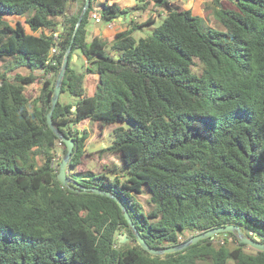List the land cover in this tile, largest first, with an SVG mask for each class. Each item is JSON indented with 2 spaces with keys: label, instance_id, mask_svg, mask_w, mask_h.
I'll return each instance as SVG.
<instances>
[{
  "label": "trees",
  "instance_id": "16d2710c",
  "mask_svg": "<svg viewBox=\"0 0 264 264\" xmlns=\"http://www.w3.org/2000/svg\"><path fill=\"white\" fill-rule=\"evenodd\" d=\"M72 2L0 0V264H264V250L247 252L234 232L176 253L143 250L113 199L60 183L61 159L51 167L59 139L46 121L71 45L61 93L75 102L58 99L52 114L54 126L75 142L68 168L82 164L88 134L74 127L85 120L98 133L119 124L99 156H119L121 166L77 177L68 171L69 177L116 195L154 249L227 225L264 244V0H204L223 31L172 0L127 8L90 0L76 28L84 0L75 12ZM151 3L164 19L138 40L132 32L150 18L118 32L110 44L117 57L104 39L87 41L95 7L109 23ZM60 27L52 66L50 32ZM76 52L92 67L78 72L71 65ZM87 72L97 75L90 96ZM33 83L40 91L30 103L25 90ZM138 195H148L149 210ZM121 232L129 242L118 243ZM228 236L237 244L229 247Z\"/></svg>",
  "mask_w": 264,
  "mask_h": 264
},
{
  "label": "rangeland",
  "instance_id": "374dc122",
  "mask_svg": "<svg viewBox=\"0 0 264 264\" xmlns=\"http://www.w3.org/2000/svg\"><path fill=\"white\" fill-rule=\"evenodd\" d=\"M128 1L130 2L131 0H128ZM203 1L204 0H176L174 3L177 4L178 7H181L183 9H190L193 12V14L200 15L202 17V22L206 27H211L215 30L223 31L224 30L223 27L213 17L212 11L207 10L204 7ZM149 8H152V9H147V10L141 9V11L139 10L136 11L137 12L135 14L136 16L138 15L139 12H141V16H144V17H148L152 15L153 20L135 28V30L132 32V36L134 37L135 40L151 35L153 30L157 28L162 22V20L164 19L165 12L162 9H161L162 11H159L160 9L156 10V8H154L153 5ZM8 20L10 21L9 22L10 26H13L14 24L13 20L15 19H8ZM90 27H92L91 23H89V25L87 26L88 31ZM107 43L109 42L107 41ZM105 48L108 54H110L113 57H117L118 53L115 50L110 48V44L106 45ZM76 54L78 55V59L73 58L71 65L78 72H85V68H83V64H82L83 60H81V55L79 54V52H76ZM18 71H20L23 74L26 73V69L24 68H19ZM40 84L41 83H33L26 87L25 93L27 97L30 99V103H33V101L38 97L39 91H40V88H39ZM59 101L60 103H63V102L74 103L75 98L72 97L67 92H63V93H60L59 95ZM117 125L119 124L107 125L104 128V130H102V133L101 132L98 133L97 124L89 120L82 121L79 125H77L75 127V130H78L80 132L83 130L87 131L88 138L85 141V151H84L82 164L78 166L77 168L68 170L70 171L69 173L74 175V177H77L76 172L81 173V174L87 171H90L93 173H104V172H108V168H111L113 166H116V167L121 166V160L119 156L109 155L107 153H104L102 156H99V151L103 148H106L109 144L112 143L113 136L111 135V130ZM61 158H62V155L60 159ZM137 199L140 201L145 211L149 210L150 206L147 204L148 195H142V196L138 195ZM120 234H124L126 238L120 239V236H119ZM120 234H118L117 236L119 244L129 242V239L127 238L126 233L121 232ZM187 235L189 237L190 233L186 234V236ZM227 240H228L229 247L236 245V243L233 240V237L230 238V236H228ZM245 250L247 252H251L253 248L250 246H245ZM198 264H211V263L209 261H200L198 262Z\"/></svg>",
  "mask_w": 264,
  "mask_h": 264
},
{
  "label": "water",
  "instance_id": "95a60500",
  "mask_svg": "<svg viewBox=\"0 0 264 264\" xmlns=\"http://www.w3.org/2000/svg\"><path fill=\"white\" fill-rule=\"evenodd\" d=\"M89 3H90V0H84V5L82 8V12L78 18L76 28L78 27L79 23L81 22L83 14L86 12L87 8L89 7ZM90 23H94V20L92 18L90 19ZM70 50H71V45L67 48V50L64 54L59 72L56 76L55 85H54V89H53V95L51 98V109L49 110V112L46 115V121H47L48 127L56 134L58 139L66 147V153L61 158V161L58 164L57 178L60 181V183L62 185H65V186L72 184L73 190L77 191V192L78 191L93 192L94 194L102 195V196L109 197V198L113 199L118 204V206L120 207V209L123 213V216H124L125 220L127 221L128 226L133 231L135 242L143 250L147 251L148 253H150L153 256H159V255H163V254H167V253H176V252H179V251L186 249L190 245L196 244L200 240L207 239V238H213L214 236H217L220 233H225V232H234V233H236L240 243H242L246 246H250L255 250L263 251L264 250V244L247 238L243 234V232L241 231V229L238 225H227V226H223V227L213 228V229L207 230V231L202 232V233H196L193 236H190L187 240H185L181 243H178L174 246L160 248V249H154L147 244V242L144 240V238L137 231L135 225L133 224V222H132V220L128 214V211H127L125 205L116 195L111 194L109 191L100 189L98 187H85V186L75 182L73 179H71L69 177V175H68V170H69L68 162H69V160L72 156V153L74 151L75 142L72 139H70L69 137H67L66 135H64L63 133H61L54 126L53 121H52V114H53L54 108L57 105L59 95L61 93L62 80L64 78L65 71L67 68ZM119 236H120V239L126 238L124 234H120Z\"/></svg>",
  "mask_w": 264,
  "mask_h": 264
},
{
  "label": "crops",
  "instance_id": "0c3cea01",
  "mask_svg": "<svg viewBox=\"0 0 264 264\" xmlns=\"http://www.w3.org/2000/svg\"><path fill=\"white\" fill-rule=\"evenodd\" d=\"M99 3L103 2L104 0H97ZM176 0H172V2L174 3ZM115 2L117 3L121 8H127V7H134L136 5H140V3L138 2V0H131L130 2L128 0H109V4ZM83 3V0H74V2H72L70 4V9L73 10L74 12L78 10V8L81 6V4ZM153 4H148L144 9L142 10H147V9H152L149 8L151 7ZM177 5V4H176ZM154 6V5H153ZM154 8H156V10L160 9L157 8L156 6H154ZM137 10L133 11L131 14H128L127 16L124 17H118L117 19L112 21V24L110 25L109 23H91V26L89 31H88V36H87V41H91L94 37H99L104 39L106 42L108 41V45L111 44V42L114 39V36L118 33V32H122L126 29L129 28V24H131V26H133L135 23L141 24L143 23L147 18H150L151 20H153L152 15L148 16V17H144L141 16V12L138 13V15L136 16L135 14ZM141 11V10H139ZM159 11H162L161 9ZM162 13V12H161ZM163 14V13H162ZM164 15V14H163ZM144 17V18H143ZM130 21V22H129ZM135 22V23H133ZM74 59H78V55L74 54L73 55ZM81 60H83V68H87V67H92L85 59L84 57L81 55ZM97 82V75L95 73L92 72H87L85 75V95L86 96H90L93 94L94 88H95V84ZM74 109V107H72V110ZM84 151H85V147H84ZM101 160V159H100Z\"/></svg>",
  "mask_w": 264,
  "mask_h": 264
},
{
  "label": "built area",
  "instance_id": "2783aa9c",
  "mask_svg": "<svg viewBox=\"0 0 264 264\" xmlns=\"http://www.w3.org/2000/svg\"><path fill=\"white\" fill-rule=\"evenodd\" d=\"M91 18L94 20L95 23H100L101 22V15H100V13H99V11L97 10L96 7L94 8L93 12L91 13ZM109 24L111 25L112 22H109ZM61 31H62V29L60 27V28L56 29L55 31L50 32V34L52 35L53 43L50 46V49H49V52H48V56H47V60H46V64H50V65L54 66L57 63L56 56L59 54V49H60L59 41H60V33H61ZM50 76H51L50 74H47V78H50ZM56 147H57V150H56L55 155L53 156V158L51 160V167L53 169H56L57 162H58V160L60 159V157L62 155L61 148L63 147V145H62V142L60 140H58L56 142ZM223 235H225V234H223ZM223 235L221 236V238L224 237ZM230 238H232V237H230ZM233 240L237 244V240H235L234 238H233ZM219 241L223 242L222 239H220Z\"/></svg>",
  "mask_w": 264,
  "mask_h": 264
},
{
  "label": "clouds",
  "instance_id": "9594fccd",
  "mask_svg": "<svg viewBox=\"0 0 264 264\" xmlns=\"http://www.w3.org/2000/svg\"><path fill=\"white\" fill-rule=\"evenodd\" d=\"M102 22V21H101ZM59 161V160H58Z\"/></svg>",
  "mask_w": 264,
  "mask_h": 264
}]
</instances>
